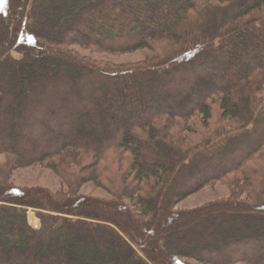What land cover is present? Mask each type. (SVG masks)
<instances>
[{"label":"trees","instance_id":"obj_1","mask_svg":"<svg viewBox=\"0 0 264 264\" xmlns=\"http://www.w3.org/2000/svg\"><path fill=\"white\" fill-rule=\"evenodd\" d=\"M0 162V264H264V0H0Z\"/></svg>","mask_w":264,"mask_h":264},{"label":"rangeland","instance_id":"obj_2","mask_svg":"<svg viewBox=\"0 0 264 264\" xmlns=\"http://www.w3.org/2000/svg\"><path fill=\"white\" fill-rule=\"evenodd\" d=\"M73 49L77 50L81 55L89 57L98 63H111V64H129L138 63L144 61L153 56L150 50H139L132 53H104L97 50H90L74 46ZM12 56L16 59H21L22 56L16 52H12ZM220 123L218 115L215 114L213 126ZM2 161V160H1ZM3 166L0 162V172L2 173ZM6 182L18 188H31V187H45L52 192H57L63 189V183L56 174L45 168L44 166H33L27 168L16 169L5 172ZM3 175L0 174V177ZM232 189L226 183H215L202 188L200 191L187 197L185 200L177 205L178 209H194L205 205L210 202H215L220 199H225L231 195ZM83 195H89L94 198L110 199L109 194L102 188L96 186L94 183H87L81 188ZM30 214L36 218V221L30 220ZM28 221L32 228L39 231L43 227V220L40 218L39 213L36 210H28ZM191 264H197L194 261H190Z\"/></svg>","mask_w":264,"mask_h":264},{"label":"bare ground","instance_id":"obj_3","mask_svg":"<svg viewBox=\"0 0 264 264\" xmlns=\"http://www.w3.org/2000/svg\"><path fill=\"white\" fill-rule=\"evenodd\" d=\"M30 220L31 221H36V218L33 216V214H30Z\"/></svg>","mask_w":264,"mask_h":264}]
</instances>
